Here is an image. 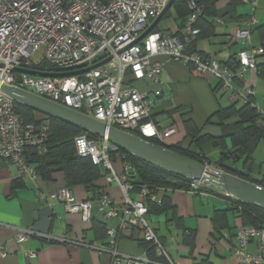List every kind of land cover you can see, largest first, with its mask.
Masks as SVG:
<instances>
[{
  "label": "built area",
  "instance_id": "2783aa9c",
  "mask_svg": "<svg viewBox=\"0 0 264 264\" xmlns=\"http://www.w3.org/2000/svg\"><path fill=\"white\" fill-rule=\"evenodd\" d=\"M168 0H0V84L18 87L51 101L95 117L121 130L146 140L162 142L175 132L173 126L159 127L151 119L149 110L152 99L147 92L138 91L126 80L128 72L135 77H148L159 82L164 64L156 59L164 55L190 65L195 72L209 73L218 79L219 89L229 92L231 103H249L259 116L264 112L252 99L253 90L239 88L246 68L257 71V56L262 55V45L243 49L237 53L235 63L221 64L197 51H187L200 30L194 26L202 8L194 1L188 2L191 13L183 24L172 33L158 24L143 38L138 37L151 25ZM252 8L256 3L252 2ZM216 18V17H215ZM255 23L254 15L248 16L230 34L231 41L247 44ZM179 31V33H178ZM33 56L37 57L36 60ZM110 57L105 63L75 74L41 75L42 72H67L80 70ZM28 70L37 72L30 73ZM49 120L41 118L38 124L24 123L16 113L14 101L0 91V160H6L16 169L15 179H37L38 175L27 160L29 151L44 155L48 150ZM80 156H89L92 162L105 171L107 182H115L122 192V206L105 211L110 199L102 195L100 208L111 218L120 213L127 215L117 227L106 229L107 243L100 247L107 255L105 264H175L153 228L144 217L147 211L142 198L154 200L155 193L169 187L150 189L138 185L139 199L129 194L133 185L128 181L131 165L121 156L122 172L118 173L111 154L118 153V146L107 137L93 138L86 133L74 138ZM205 162V161H204ZM213 170L218 167L205 162ZM189 178V177H188ZM189 187L181 188L191 193L203 194L213 183L202 178H189ZM49 197L62 202L67 211L79 212L83 220L90 218L89 200L77 201L69 187L47 193L39 192L38 199ZM224 203L241 209L235 195L223 191ZM137 231L145 242L140 255L125 254L118 250L124 236L132 237ZM31 236L53 241L51 235L29 227H19L15 239L21 244ZM236 245L232 252L237 264H264V221L261 226L240 224L235 230ZM176 244L179 243L175 239ZM255 243L249 251L248 243ZM152 249V254L149 250ZM33 258L35 250H25ZM7 249L0 244V257Z\"/></svg>",
  "mask_w": 264,
  "mask_h": 264
},
{
  "label": "crops",
  "instance_id": "0c3cea01",
  "mask_svg": "<svg viewBox=\"0 0 264 264\" xmlns=\"http://www.w3.org/2000/svg\"><path fill=\"white\" fill-rule=\"evenodd\" d=\"M253 1L256 3L254 9ZM227 2H216L214 15L207 17L208 24H204V30L194 41V49L198 53L221 64L236 59L239 51L264 42L259 30L264 24V0H241L233 10L228 9ZM169 10L164 19L173 23L158 27L172 33L177 30L180 20L172 6ZM250 15H254L255 23L249 42L244 45L232 42L230 34ZM155 58L164 64L158 83L148 77H135L131 72L127 73L126 80L138 91L147 92L154 101L149 113L151 119L158 121L159 127L175 128V132L162 141L165 146H178L198 153L215 166L220 157L218 149L209 141L197 145L187 132L186 122L194 125L198 135L223 136L226 131L222 125L227 128L238 121L236 114L223 121L215 115L220 108L234 104L229 100V92L221 91L218 79L209 73H197L190 65L164 55ZM256 60L264 63V54L257 56ZM234 82L239 88L250 87L253 101L264 112V76L255 69L246 68L242 79ZM242 105L241 102L235 103L236 108ZM226 143L231 145L228 136ZM121 156L117 153L113 157L118 173L122 172ZM225 163L255 181L264 179V137L259 139L248 161L237 156ZM101 170L102 175L93 181V188L88 191L83 185L68 186L61 170L54 171L50 179L23 177L15 182V166L0 160V244L7 249V255L0 257V264H105L107 255L99 249L107 243L106 229L117 227L122 219L127 220L128 217L121 213L111 218L104 216L99 200L102 195L110 199L105 211L111 207L119 211L123 198L119 186L115 182H107L102 167ZM130 172H134L133 168ZM127 178L135 180L129 175ZM65 186L71 189L77 201L89 200L88 220H83L79 212L67 211L58 200L49 197L38 199L39 192L47 193ZM204 190L207 192L203 194L184 189L157 190L154 200L142 198L147 208L144 217L175 264H215L217 261L219 264H237L232 247L236 245V226L242 221L226 207L221 199V188L213 184L211 189ZM129 195L133 199L140 198L138 189L133 188ZM165 195L170 198L172 206L167 210L160 208ZM19 227L47 233L53 241L31 236L19 244L15 239ZM183 231L193 232L192 247L182 242ZM175 239L179 240L178 244ZM254 246L251 241L247 248L252 251ZM25 250H35L37 254L27 258ZM118 250L140 255L144 251V243L134 231L132 237L124 236L119 240Z\"/></svg>",
  "mask_w": 264,
  "mask_h": 264
},
{
  "label": "trees",
  "instance_id": "16d2710c",
  "mask_svg": "<svg viewBox=\"0 0 264 264\" xmlns=\"http://www.w3.org/2000/svg\"><path fill=\"white\" fill-rule=\"evenodd\" d=\"M189 1H194L202 8L201 15L194 23V26L200 30L198 34L199 36L202 33L201 30H204V24L205 26L208 24L207 17L214 15L216 2L218 0H175L172 4V8L175 16L180 20L177 30H179V27L183 24L186 17L191 13V10L188 7ZM240 2L241 0H228L227 7L229 10H233L238 4H240ZM169 13L170 10L165 13L163 18L167 17ZM259 30L261 31V35L264 39V24L259 27ZM261 45L264 47V42ZM187 51H196L194 49V41L191 45L187 46ZM233 63H235V58L226 62L227 65H232ZM256 66L257 72L261 76H264V63H257ZM14 108L24 123L38 124L43 117H47L49 120L50 135L48 139L47 152L44 155H37L35 152L29 151L27 154V160L32 164L37 175L43 179H50L54 171L61 170L65 173V179L68 186L83 185L86 190L91 191L93 188V181L102 175V170L99 165L92 162L89 156H80L77 154L74 138L83 133H86L93 138H98L99 135L64 120L52 116H45L44 114L39 113L26 105L14 102ZM235 114L238 117L237 122L227 128L225 125H222V128L226 131L223 136L211 137L207 135H198L197 129L190 121L186 122L187 132L197 145H200L205 141H209L218 149L220 157L216 161L215 167H218L223 171L237 174L264 187V179L255 181L225 163L229 159L234 160L237 156L245 157V162L248 161L251 153L257 145V142L259 139L264 137V117L259 116L256 109L249 103H243V105L238 108L235 107V104H231L230 107L220 108L215 113L216 117L220 121H223L225 118ZM226 136L229 137L231 145L226 143ZM151 141L165 146L162 142L157 140ZM169 148L197 161L210 163V161L204 159V157L198 153L183 150L178 146H172ZM118 153L123 155L125 160H127L131 165V168H133L134 172H129V176L135 180L129 181L128 179V181L133 185L134 189H138V185H143L150 189H154L156 186L169 187L170 189L189 187L190 179L186 176L175 174L157 165L139 159L120 147H118ZM114 155L115 153L111 154L112 159ZM17 181L19 180L15 179V182ZM236 203L241 209L235 208V206L226 203L225 204L228 209L232 210L240 217L242 221L241 224H251L255 226L262 225V222L264 221L263 208L249 204L242 200H237ZM171 207L170 198L165 195L161 199L160 208L167 210ZM182 242L189 247H192L194 244L193 232L183 231ZM143 243L145 246V242ZM149 254H152V249L149 250Z\"/></svg>",
  "mask_w": 264,
  "mask_h": 264
},
{
  "label": "water",
  "instance_id": "95a60500",
  "mask_svg": "<svg viewBox=\"0 0 264 264\" xmlns=\"http://www.w3.org/2000/svg\"><path fill=\"white\" fill-rule=\"evenodd\" d=\"M174 1L175 0H168L163 10L156 16L151 25L138 37V40L143 38L160 22ZM109 58L110 57H107L92 66L80 70L60 73L42 72L40 74H75L103 64L109 60ZM28 72L37 73L31 70H28ZM0 91L11 98L15 103L26 105L33 110L44 114L45 116H52L81 127L96 135L105 136L113 144L139 159L157 165L175 174H180L194 179L202 178L218 186L223 191L235 195L242 201L264 209V187L255 182L249 181L231 172L210 169L204 161H197L175 152L169 147L143 139L119 128L108 126L106 123L96 119L95 117L51 101L33 92L1 84Z\"/></svg>",
  "mask_w": 264,
  "mask_h": 264
},
{
  "label": "rangeland",
  "instance_id": "374dc122",
  "mask_svg": "<svg viewBox=\"0 0 264 264\" xmlns=\"http://www.w3.org/2000/svg\"><path fill=\"white\" fill-rule=\"evenodd\" d=\"M171 23H173L172 20H165L164 18H162V19L160 20V22H159L158 25H160V26H164V27H165V24H166L167 26H170ZM33 59L36 60L37 57L33 56ZM180 252H181V251H180ZM176 253H177V252H176ZM176 253H175V254H176ZM177 254H179V253H177ZM181 254H182V253H181ZM176 256H177V255H176ZM213 258H215V257H213ZM216 259H219V258H216ZM215 264H219V262L217 261V263H215Z\"/></svg>",
  "mask_w": 264,
  "mask_h": 264
},
{
  "label": "clouds",
  "instance_id": "9594fccd",
  "mask_svg": "<svg viewBox=\"0 0 264 264\" xmlns=\"http://www.w3.org/2000/svg\"><path fill=\"white\" fill-rule=\"evenodd\" d=\"M159 24V23H158Z\"/></svg>",
  "mask_w": 264,
  "mask_h": 264
}]
</instances>
